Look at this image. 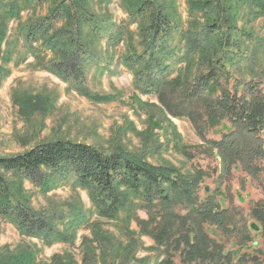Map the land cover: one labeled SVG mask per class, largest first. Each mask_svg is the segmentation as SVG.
Instances as JSON below:
<instances>
[{
	"label": "trees",
	"instance_id": "16d2710c",
	"mask_svg": "<svg viewBox=\"0 0 264 264\" xmlns=\"http://www.w3.org/2000/svg\"><path fill=\"white\" fill-rule=\"evenodd\" d=\"M35 1H49L53 6L45 16L25 26L24 46L34 53L51 51V71L57 76L80 87L86 78L85 65L98 58L90 40L106 37L109 45L117 46L127 34L128 38L135 36L131 27L137 25L139 40L131 42L125 57L137 87L161 97L172 94L168 96L172 101L163 103L174 116L192 117L190 107L199 108L208 125L227 120L229 131L219 140H206L209 148L217 151L228 169L239 163L250 175L260 171L264 159V35L257 38L247 32L238 25V17L240 10L246 9L250 18L264 19V0H188L190 20L182 32L186 47L181 54L169 44L178 22L160 0H121L131 17L114 30L107 26L113 27L111 18L91 10L90 3L95 0ZM21 10L17 0H0V60L4 62L10 59L3 50L7 27ZM245 35L255 39L251 56L241 54ZM176 63L181 65L172 76ZM240 65H248V69L239 72ZM70 176L89 190L106 218L119 219L126 206L148 212V219L138 223L142 234L149 235L161 249L163 258L157 264H178L177 255L183 264H234L224 244L205 228L217 226L223 235L235 237L232 210L222 208L216 195L199 197L205 172H185L171 163L154 164L146 154L126 150L107 153L59 138L20 153L0 155V217L12 221L24 236L48 245L71 242L83 217L70 218L61 231L57 223L66 219L65 214L36 209L23 188L27 180L46 190L52 179ZM251 216L264 227V198L251 203ZM127 236L131 243L120 249L109 246L110 240L99 235L106 247L103 255L99 260L93 249L84 263L149 264L135 258L138 240L130 231ZM0 264H33L31 251L0 255Z\"/></svg>",
	"mask_w": 264,
	"mask_h": 264
},
{
	"label": "rangeland",
	"instance_id": "374dc122",
	"mask_svg": "<svg viewBox=\"0 0 264 264\" xmlns=\"http://www.w3.org/2000/svg\"><path fill=\"white\" fill-rule=\"evenodd\" d=\"M160 1L178 22L169 44L181 54L186 47L182 32L188 29L190 20L188 0ZM17 3L22 10L9 22L3 42V50L10 59L0 60V155L20 153L36 144L61 138L86 143L107 153L126 150L146 154L151 163H171L185 172L201 169L205 177L199 197L216 195L221 207L235 214V237L223 235L217 226L206 225V230L224 244L234 264H264V227L251 216V203L264 198V159L256 175H250L239 163L228 169L206 142L219 140L229 131L230 123L225 120L219 125H208L199 108L188 107L192 117L184 115L186 110L181 113L184 116H174L163 103H170L172 98L168 96L172 94L161 97L137 87L135 73L125 62L131 42L139 40L137 25L131 27L135 36L128 38L127 34L117 46L109 45L106 37L90 40L98 58L85 65L84 83L77 88L65 82L51 71L54 58L51 51L34 53L23 41L25 26L45 16L53 3L35 0H17ZM90 5L94 13L111 18L114 25H107L109 30L130 21L129 10L121 0H95ZM263 21V18H250L246 9L239 12L238 25L257 38L264 35ZM243 39L241 54L251 56L255 39L248 35ZM179 65L175 64L172 76ZM239 68V72L246 71L248 65ZM23 188L36 209L65 214L66 219L57 223L59 230L65 231L67 222L74 216L84 220L73 228L71 242L55 241L48 245L24 236L12 221L0 217V255L31 251L33 264H85L87 252L94 249L95 257L100 260L106 249L99 235L110 240L109 246L122 249L131 243L127 236L130 231L138 240L134 251L137 260L157 264L163 258L156 241L142 234L138 222L148 219L145 209L126 206L119 219L106 218L99 213L89 190L72 176L52 179L46 190L27 180ZM252 224L259 229L255 230ZM175 261L183 264L178 255Z\"/></svg>",
	"mask_w": 264,
	"mask_h": 264
},
{
	"label": "water",
	"instance_id": "95a60500",
	"mask_svg": "<svg viewBox=\"0 0 264 264\" xmlns=\"http://www.w3.org/2000/svg\"><path fill=\"white\" fill-rule=\"evenodd\" d=\"M252 227L255 229V230H258L259 227L256 225V224H252Z\"/></svg>",
	"mask_w": 264,
	"mask_h": 264
}]
</instances>
